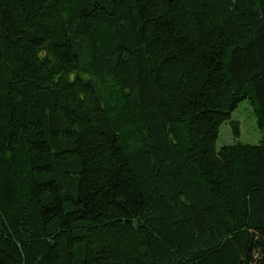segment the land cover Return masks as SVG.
Here are the masks:
<instances>
[{
    "label": "trees",
    "instance_id": "trees-1",
    "mask_svg": "<svg viewBox=\"0 0 264 264\" xmlns=\"http://www.w3.org/2000/svg\"><path fill=\"white\" fill-rule=\"evenodd\" d=\"M0 264H264V0H0Z\"/></svg>",
    "mask_w": 264,
    "mask_h": 264
},
{
    "label": "rangeland",
    "instance_id": "rangeland-1",
    "mask_svg": "<svg viewBox=\"0 0 264 264\" xmlns=\"http://www.w3.org/2000/svg\"><path fill=\"white\" fill-rule=\"evenodd\" d=\"M231 122L238 124V134L232 131ZM261 139V132L257 124V118L254 114L250 102L242 100L232 111L230 119L223 122L218 129V136L215 142V149L219 150L224 145H230L236 142L243 144H257Z\"/></svg>",
    "mask_w": 264,
    "mask_h": 264
}]
</instances>
